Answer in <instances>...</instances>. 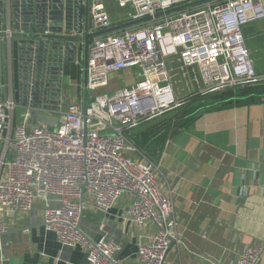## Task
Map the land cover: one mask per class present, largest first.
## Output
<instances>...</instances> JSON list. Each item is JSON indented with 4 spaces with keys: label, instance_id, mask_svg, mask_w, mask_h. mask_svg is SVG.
<instances>
[{
    "label": "built area",
    "instance_id": "1",
    "mask_svg": "<svg viewBox=\"0 0 264 264\" xmlns=\"http://www.w3.org/2000/svg\"><path fill=\"white\" fill-rule=\"evenodd\" d=\"M113 1L127 10L117 22L105 0H90V33L152 20L92 40L87 66L81 65L87 103H69L51 128L29 126L35 110L15 101L11 82L0 100V237L8 232L6 217L25 214L42 200L45 229L62 246L85 249V264H115L120 247L106 237L92 241L81 233V223L87 198L105 216L128 194L132 199L123 219L156 227L138 248V264H171L170 248L183 246L172 199L158 187V164L144 157L126 132L180 104L171 58L183 68L199 69L204 92L264 82L243 35L244 26L264 19V0H212L157 19L160 12L200 0ZM131 69L138 70L136 82L109 91L111 76ZM263 256V246L247 247L237 264H260Z\"/></svg>",
    "mask_w": 264,
    "mask_h": 264
},
{
    "label": "crops",
    "instance_id": "2",
    "mask_svg": "<svg viewBox=\"0 0 264 264\" xmlns=\"http://www.w3.org/2000/svg\"><path fill=\"white\" fill-rule=\"evenodd\" d=\"M122 15L124 11L116 12L114 21ZM243 32L256 70L264 73V21L246 25ZM83 61L82 50L78 61L65 68L63 110L69 103L85 101ZM168 63L178 99L204 92L198 68H183L176 58ZM178 64L184 81L180 92L175 83ZM137 74V69L113 74L109 91L132 86ZM67 79L71 88L77 85L74 91L65 86ZM8 86L6 76L5 96L9 94ZM15 96L18 103L17 91ZM129 155L141 160L138 154ZM143 155L158 164V187L172 199L178 219L183 246L170 248L167 258L171 264H237L247 247H264V96L255 102L247 100L208 111L190 127L170 135L159 156ZM131 199L125 194L104 216L94 211L87 198L82 218L81 230L92 241L106 237L120 247L115 264H138L139 246L156 232L150 222L136 225L123 219ZM43 211L44 203L38 200L31 211L6 217L8 232L0 237V262L85 264L87 251L62 246L55 233L45 229ZM260 264H264V256Z\"/></svg>",
    "mask_w": 264,
    "mask_h": 264
},
{
    "label": "water",
    "instance_id": "3",
    "mask_svg": "<svg viewBox=\"0 0 264 264\" xmlns=\"http://www.w3.org/2000/svg\"><path fill=\"white\" fill-rule=\"evenodd\" d=\"M210 1L212 0H200L175 7L156 14L155 19ZM89 2L90 0H0V100L5 98L7 76L13 92H18L19 105L35 110L29 122L31 127L35 123L46 124L51 128L58 125L57 114L63 109L65 68L78 61L82 50L83 65L87 66L90 40L152 20L147 17L90 33ZM82 42L83 48L80 47ZM83 84L87 103L89 92L85 72ZM46 111L54 115H46ZM81 233L87 237L82 230Z\"/></svg>",
    "mask_w": 264,
    "mask_h": 264
},
{
    "label": "trees",
    "instance_id": "4",
    "mask_svg": "<svg viewBox=\"0 0 264 264\" xmlns=\"http://www.w3.org/2000/svg\"><path fill=\"white\" fill-rule=\"evenodd\" d=\"M112 17L120 8L113 0H105ZM264 96V82L219 91H206L180 100V104L160 117L147 121L140 127L126 132L132 144L143 154L159 156L170 135L190 127L200 116L212 110L233 107L250 100L258 101Z\"/></svg>",
    "mask_w": 264,
    "mask_h": 264
},
{
    "label": "rangeland",
    "instance_id": "5",
    "mask_svg": "<svg viewBox=\"0 0 264 264\" xmlns=\"http://www.w3.org/2000/svg\"><path fill=\"white\" fill-rule=\"evenodd\" d=\"M258 21H264V19H261V20H258ZM258 21H256V22H258ZM253 23V22H252ZM252 23H249L248 25H250V24H252ZM244 27H246V26H244ZM244 29V28H243ZM243 35H244V32H243ZM244 38H245V40H246V43H247V39H246V37H245V35H244ZM249 49V48H248ZM250 50V49H249ZM250 52H251V55H252V51L250 50ZM252 59H253V56H252ZM254 60V59H253ZM254 63H255V61H254ZM71 68H72V66L70 65V70H71ZM176 73H178L179 74V76L178 77H176V79H175V83H176V85L178 86V89H179V92H180V85H184V81H182L181 79H180V65L178 64V66L176 67ZM73 71L74 70H71L70 72H71V74L73 73ZM70 79H67V82L65 83V86L66 87H69V88H71V86H70V84H69V81ZM180 82H181V84H180ZM13 85H15V83H13ZM14 87V89H15V86H13ZM77 88V85H75V87L74 88H71V90L72 91H74L75 89ZM98 93H103V90H100ZM14 98H16V96H15V91H14ZM23 110L22 109H18V115H19V113H21Z\"/></svg>",
    "mask_w": 264,
    "mask_h": 264
}]
</instances>
